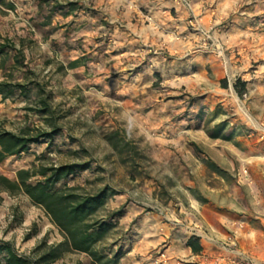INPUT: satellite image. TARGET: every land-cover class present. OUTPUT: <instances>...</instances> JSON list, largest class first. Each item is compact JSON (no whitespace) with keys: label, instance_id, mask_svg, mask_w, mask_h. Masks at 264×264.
Segmentation results:
<instances>
[{"label":"rangeland","instance_id":"1","mask_svg":"<svg viewBox=\"0 0 264 264\" xmlns=\"http://www.w3.org/2000/svg\"><path fill=\"white\" fill-rule=\"evenodd\" d=\"M178 1L188 11L185 30L167 28L157 43L130 46L128 53L99 25L69 24L64 38L50 40L49 30L13 32L0 19V81L24 85L0 94V130L57 128L51 139L6 156L0 175L13 180L19 169L86 164L57 185L83 194L106 189L95 218L109 220L123 209L98 244L110 255L124 251L138 225L136 211L183 214L190 198L216 201L232 191L244 207L264 197V0H240L210 27L197 24L204 1ZM133 2L144 17L153 9L176 12L175 0ZM110 3L122 10L119 0ZM75 58L81 64L68 67ZM237 79L244 82L242 94ZM43 99L49 108L41 111ZM29 215L51 221L23 191L0 187L7 226ZM21 227L24 238L38 229L33 222ZM62 264L95 263L69 251Z\"/></svg>","mask_w":264,"mask_h":264},{"label":"crops","instance_id":"2","mask_svg":"<svg viewBox=\"0 0 264 264\" xmlns=\"http://www.w3.org/2000/svg\"><path fill=\"white\" fill-rule=\"evenodd\" d=\"M70 1L76 4L73 3L71 8L61 6L56 8V5H64L66 1L3 0L0 3V13L5 16L0 19L8 27L7 30L13 32L29 31L34 26L43 31L49 30V38L46 39L50 40L55 35L59 36L58 40H60V33L68 28L69 24L92 27L99 25V28L103 27L104 32L108 30L110 38H114L115 42L125 44V48L120 50L123 53H128L130 46L157 43L161 33L167 28L185 30L183 28L187 23L185 19L188 11L178 0L174 2L176 10L174 14L167 10L153 9L148 11L151 17L148 21L133 0H119V4L123 5L119 12L113 11L112 7L115 3H110L111 0ZM200 1L204 3H202L203 8L201 7L197 12V24L210 27L221 21L219 18L222 16L233 13L234 7L237 8L240 0ZM98 18H102L104 24L99 21L95 23V20H100ZM189 43L191 42L184 41L181 47L188 48ZM142 57L144 55L139 56L138 59ZM216 190L220 189L216 188ZM251 204L252 207L248 204L246 207L240 205L238 197L232 191L228 197L220 194L216 201L200 202L190 198L186 204L188 207L183 204L180 207L179 211L183 214L174 212L161 215L160 211H149L145 214L136 211V214H139L138 225L124 246L120 264H231V260L237 258V255L222 249L217 242L231 233L236 237L238 250L257 263H261L264 261V197L254 196ZM227 205L230 206V210L224 208ZM244 208L247 214H239V210ZM32 222L37 224L38 229L24 238L22 235L24 227L21 226ZM6 224L0 218V240L12 242L19 253H30L32 248L42 241L57 244L64 240L57 225L52 220L48 221L46 217L41 220L36 215H29L28 220L23 219L22 222L9 226ZM190 236L198 238L202 246L200 251H194L187 245ZM158 247L163 249L161 255H159L161 250H156ZM68 252H63L50 264H62Z\"/></svg>","mask_w":264,"mask_h":264},{"label":"trees","instance_id":"3","mask_svg":"<svg viewBox=\"0 0 264 264\" xmlns=\"http://www.w3.org/2000/svg\"><path fill=\"white\" fill-rule=\"evenodd\" d=\"M73 2L64 5H56V8L69 7ZM81 64L80 58H75L68 63V67H76ZM235 85L239 94L245 89L244 82L237 81ZM240 85V87H238ZM14 87V88H13ZM22 83L11 84L0 81V94L7 97L16 88H23ZM13 88V89H12ZM47 110L48 102L41 100ZM57 128L30 134L26 130L19 133L0 130V161L8 155L19 154L29 149L30 145L41 139H51ZM86 164H61L59 166H41L36 171L30 169H19L16 179H9L0 175V187L11 193L23 191L34 204L42 206L51 220L57 225L64 236V240L57 244L47 245L45 241L39 243L29 254L19 253L12 242L0 240V264H50L65 251H78L86 253L95 264H119V258L124 251L108 254L105 250L98 248V244L105 237L107 230L114 226L112 218L123 214V209L116 210L110 219L95 218L99 208L104 205L107 192L106 189L98 190L94 194L76 193L74 187L64 189L57 183L74 173L76 169L86 168ZM40 175L41 178L30 181L31 176ZM187 245L194 251H200L198 238L190 236Z\"/></svg>","mask_w":264,"mask_h":264},{"label":"built area","instance_id":"4","mask_svg":"<svg viewBox=\"0 0 264 264\" xmlns=\"http://www.w3.org/2000/svg\"><path fill=\"white\" fill-rule=\"evenodd\" d=\"M145 18L147 20L151 19L150 15H145ZM217 242L222 249L233 252L237 255V258H233L231 260V264H264V261L257 263L251 257L244 255L240 250H238L237 240L233 233L227 234L225 238L220 239ZM161 254L162 252L159 253V255Z\"/></svg>","mask_w":264,"mask_h":264}]
</instances>
